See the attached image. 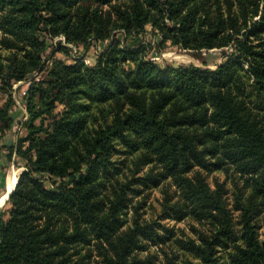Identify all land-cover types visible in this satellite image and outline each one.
Here are the masks:
<instances>
[{"label": "trees", "instance_id": "1", "mask_svg": "<svg viewBox=\"0 0 264 264\" xmlns=\"http://www.w3.org/2000/svg\"><path fill=\"white\" fill-rule=\"evenodd\" d=\"M147 25L160 46L224 61L158 65L115 40ZM0 31V135L13 84L41 75L0 208V264H264V0H0ZM41 32L109 43L94 66L48 67ZM186 219L191 234L170 223Z\"/></svg>", "mask_w": 264, "mask_h": 264}, {"label": "rangeland", "instance_id": "2", "mask_svg": "<svg viewBox=\"0 0 264 264\" xmlns=\"http://www.w3.org/2000/svg\"><path fill=\"white\" fill-rule=\"evenodd\" d=\"M57 37H62V35L48 36L45 34V32H41L40 34V39L45 42V49L43 50L41 55L45 66L49 67L53 61L61 62L65 65H72L76 61H81L86 66H94L96 64L98 55L105 50L106 46L109 43L108 41L107 43L105 41H99L96 43L92 42L90 45L85 46L83 44L73 45L66 42V44L70 45L66 47L65 45H62L59 43V41H57ZM115 40H117L120 45L126 47H135L141 44L146 45L148 50V58L153 60L158 65L167 63L173 66L194 65L196 67L213 69L224 61L223 53L219 50L187 52L181 51L177 47L171 46L169 43H165L160 46V36L158 35V33H156V31H153L149 25L145 27L144 32L128 38H126L121 32L117 31L115 32ZM62 47L69 48L68 52H64L63 49H61ZM225 52L226 54L230 53L231 49H226ZM45 74L46 72L44 73V75ZM40 76L37 73H32L31 75H29L26 81L23 80L13 84L10 92L14 100V105L9 111L10 117L13 120V124L10 130H7L2 135H0V197L6 191L7 178L14 172L20 174L23 169L24 163L20 158L16 156L15 148L19 140L23 139L26 135V130L23 126V123L27 120L25 107L26 92L32 79L39 78ZM6 99L7 95L2 94L1 101L4 102ZM61 108V106H58L57 110L59 111ZM219 177L222 180L224 178V175L220 174ZM42 180L47 188L52 187V181H49L46 176L42 177ZM209 180H211V177H209ZM227 184L229 186V180ZM148 192L149 191L145 193L146 196L148 195L146 212L152 205L157 206V200L161 198L159 190H153L151 194H149ZM6 201L1 204V209L8 208V204L6 203ZM170 223L171 225H174V228L178 233L180 232V230H182V232H184L185 234H191L189 229L190 225L194 222L186 219L181 222L174 223L172 221ZM195 226L198 228L200 227V224H195ZM169 249L175 250L177 252L176 256L178 255V253L181 254L180 251L176 249L175 245H172ZM150 251L152 256L154 254H158V256L161 258L162 251L160 247L157 248L154 246H150ZM164 251H168V249H165ZM143 255H145V252H143Z\"/></svg>", "mask_w": 264, "mask_h": 264}, {"label": "bare ground", "instance_id": "3", "mask_svg": "<svg viewBox=\"0 0 264 264\" xmlns=\"http://www.w3.org/2000/svg\"><path fill=\"white\" fill-rule=\"evenodd\" d=\"M19 176V174L17 173H13L11 174L8 178H7V182H6V191L5 193L0 197V206L1 204H3L6 201V197L7 195L13 190L16 182H17V177Z\"/></svg>", "mask_w": 264, "mask_h": 264}, {"label": "built area", "instance_id": "4", "mask_svg": "<svg viewBox=\"0 0 264 264\" xmlns=\"http://www.w3.org/2000/svg\"><path fill=\"white\" fill-rule=\"evenodd\" d=\"M56 39H57V41H59L60 44L65 45L66 47L70 46V45L66 44V40H65V38L63 36L62 37H57ZM105 42L107 43V41H105Z\"/></svg>", "mask_w": 264, "mask_h": 264}, {"label": "water", "instance_id": "5", "mask_svg": "<svg viewBox=\"0 0 264 264\" xmlns=\"http://www.w3.org/2000/svg\"><path fill=\"white\" fill-rule=\"evenodd\" d=\"M13 190H14V188H13ZM13 190L7 195L6 200L9 198V196L13 192Z\"/></svg>", "mask_w": 264, "mask_h": 264}]
</instances>
